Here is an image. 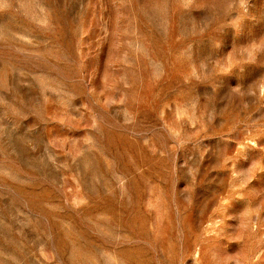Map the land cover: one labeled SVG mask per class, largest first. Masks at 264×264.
Wrapping results in <instances>:
<instances>
[{
	"label": "rangeland",
	"instance_id": "374dc122",
	"mask_svg": "<svg viewBox=\"0 0 264 264\" xmlns=\"http://www.w3.org/2000/svg\"><path fill=\"white\" fill-rule=\"evenodd\" d=\"M0 264H264V0H0Z\"/></svg>",
	"mask_w": 264,
	"mask_h": 264
}]
</instances>
